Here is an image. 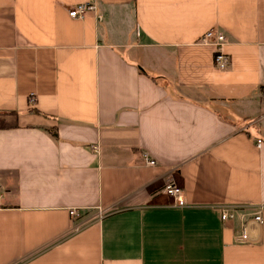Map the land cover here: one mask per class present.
Segmentation results:
<instances>
[{"label":"crops","instance_id":"0c3cea01","mask_svg":"<svg viewBox=\"0 0 264 264\" xmlns=\"http://www.w3.org/2000/svg\"><path fill=\"white\" fill-rule=\"evenodd\" d=\"M86 1L0 0V264H264V0Z\"/></svg>","mask_w":264,"mask_h":264},{"label":"built area","instance_id":"2783aa9c","mask_svg":"<svg viewBox=\"0 0 264 264\" xmlns=\"http://www.w3.org/2000/svg\"><path fill=\"white\" fill-rule=\"evenodd\" d=\"M96 8L94 1L81 2L69 9V14L72 17L82 18L86 15L88 10ZM200 44L213 46V56L215 65L220 69H226L231 64V57L229 53L225 51V44L228 42V37L224 31L216 29L214 27L208 29L199 39ZM31 100L34 101V95L31 96ZM258 144H262V139H258ZM93 148L98 149V145H94ZM147 163L154 165L157 163L156 159L146 157ZM172 176L165 182L163 191L172 196L175 203L179 205L185 204L183 196V187L178 184ZM1 195V188H0ZM216 208L219 210L220 217L223 221H230L234 219L240 220V227L235 233V242L237 243H255L262 239V231L264 226V203H249V204H220ZM108 212L109 209H99L94 218L101 219ZM71 215L78 216L79 213L75 208L70 210ZM80 223L75 225L74 229H80Z\"/></svg>","mask_w":264,"mask_h":264},{"label":"trees","instance_id":"16d2710c","mask_svg":"<svg viewBox=\"0 0 264 264\" xmlns=\"http://www.w3.org/2000/svg\"><path fill=\"white\" fill-rule=\"evenodd\" d=\"M19 114L16 111H0V128L18 126Z\"/></svg>","mask_w":264,"mask_h":264}]
</instances>
